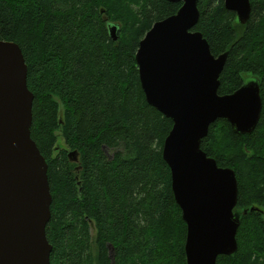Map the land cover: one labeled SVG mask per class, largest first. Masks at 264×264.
I'll use <instances>...</instances> for the list:
<instances>
[{"label":"trees","instance_id":"trees-1","mask_svg":"<svg viewBox=\"0 0 264 264\" xmlns=\"http://www.w3.org/2000/svg\"><path fill=\"white\" fill-rule=\"evenodd\" d=\"M249 3L241 25L223 0H199L194 27L214 57L227 54L218 94L250 76L261 98L250 134L219 119L200 142L237 181V251L215 264H264V0ZM180 7L165 0H0V41L21 49L33 94L30 137L47 164L49 264H186V225L162 158L172 122L145 101L134 59L151 26Z\"/></svg>","mask_w":264,"mask_h":264},{"label":"water","instance_id":"water-1","mask_svg":"<svg viewBox=\"0 0 264 264\" xmlns=\"http://www.w3.org/2000/svg\"><path fill=\"white\" fill-rule=\"evenodd\" d=\"M165 1L181 7L151 26L134 59L145 101L172 122L162 158L186 225V264H215L218 256L237 251V181L233 170L206 156L200 142L219 119L234 133L250 134L260 117V88L247 78L231 94L219 95L227 54L214 57L194 30L199 0ZM223 3L246 24L249 0ZM116 31L111 25L113 41ZM26 78L20 47L0 41V264H49L52 250L45 235L51 205L47 164L30 137L33 94ZM69 156L77 161L76 152Z\"/></svg>","mask_w":264,"mask_h":264},{"label":"rangeland","instance_id":"rangeland-1","mask_svg":"<svg viewBox=\"0 0 264 264\" xmlns=\"http://www.w3.org/2000/svg\"><path fill=\"white\" fill-rule=\"evenodd\" d=\"M248 78H252V77L249 76ZM60 142H61V140H60ZM61 145H62V144H61ZM91 235H92V237H94V235H95L94 231H92V234H91ZM226 256H227V255H226ZM111 259H112V256H111Z\"/></svg>","mask_w":264,"mask_h":264}]
</instances>
